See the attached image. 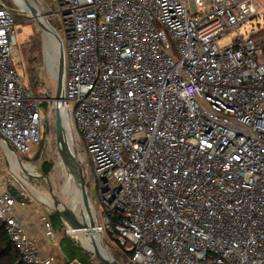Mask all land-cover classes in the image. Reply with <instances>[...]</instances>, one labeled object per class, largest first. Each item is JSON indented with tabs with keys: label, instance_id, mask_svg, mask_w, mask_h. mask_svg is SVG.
<instances>
[{
	"label": "built area",
	"instance_id": "2783aa9c",
	"mask_svg": "<svg viewBox=\"0 0 264 264\" xmlns=\"http://www.w3.org/2000/svg\"><path fill=\"white\" fill-rule=\"evenodd\" d=\"M53 2L65 54L58 103L88 197L96 183L99 231L114 232L131 264H264V27L218 44L258 15L257 2ZM16 27L0 0V133L31 157L45 97L14 64ZM21 194L0 193V222L27 264H54L16 217Z\"/></svg>",
	"mask_w": 264,
	"mask_h": 264
},
{
	"label": "rangeland",
	"instance_id": "374dc122",
	"mask_svg": "<svg viewBox=\"0 0 264 264\" xmlns=\"http://www.w3.org/2000/svg\"><path fill=\"white\" fill-rule=\"evenodd\" d=\"M29 1L32 5H34V7H36L46 16L47 21L49 23L51 22L52 24H50L52 26L54 25V27H56L58 31L61 30L59 20L55 15L56 7L53 0ZM255 1L259 6L258 15L250 22H248L244 27H242V29L238 30L237 32H233L232 35H229L220 40L218 43L220 47H224L230 44L232 38L237 35L248 36L264 27V0ZM5 2L9 3V5L13 7L14 11H17L18 13L23 15V17L20 19L21 24L16 25V28L18 30L17 38L19 41V45L16 55L13 58L14 64L17 67L19 74L24 78L27 88H29V83L33 76V71L36 73L35 80L38 82L39 91L35 92V88H33L31 90V93L34 96H36V94H39L41 91V93L44 95L41 99H44L46 95L53 99L56 96L57 91L56 77L58 72V62L56 61V59L58 58V45L57 43H53V38H51L48 33L44 32L31 16L22 14L20 12V8L17 7L13 0H5ZM46 6H49V8H47ZM59 33L64 39L65 44V37L63 36V33ZM33 48L34 51L32 50ZM44 102L49 103V111L47 112L44 106L41 107L47 120V126L42 129L43 143L41 147L38 148L35 153L28 158L26 156H16L12 154V162L14 163L13 168L11 165L12 162L9 159V153L0 142V146L4 148L2 149L3 152L0 153V170L7 171L9 180L15 181V185H17L25 193H27L29 197L27 201L29 203L35 202L41 207V211L48 214V216L51 218L52 213L55 212L53 208L56 207L54 206V204L46 202L43 198L39 197L34 192L37 191L39 194L45 195L46 199H52L46 197L50 196L49 184L47 183V181L40 178L37 179L27 177L22 169L27 170L31 176L38 177L42 175L41 165L44 162H52L53 167L49 175L51 184L55 190L58 200L67 206L70 204L72 196H74V184L77 187L79 186L74 175L68 172V169L63 165L59 157L56 141L55 108L53 107V103L47 100H44ZM65 119L66 123L64 125L66 133L70 139V132L72 127L69 118L65 116ZM70 177H72V183L69 191L68 186ZM20 178H22L31 189H28ZM89 197L95 208V212L98 215L100 223L103 225L102 210L95 182L92 186L89 187ZM72 209L79 216L81 215L88 224L90 223L91 219L82 204V195L80 191L76 193V198ZM66 232L72 237L77 238L76 234H73V232L69 230L67 226ZM100 234L101 242L113 256L112 252H115L117 250L115 244L111 240H108L105 236H103L104 233H100V231H98L97 236L99 237ZM82 235L88 236V234H86L85 232H82ZM91 248L94 249V247Z\"/></svg>",
	"mask_w": 264,
	"mask_h": 264
},
{
	"label": "water",
	"instance_id": "95a60500",
	"mask_svg": "<svg viewBox=\"0 0 264 264\" xmlns=\"http://www.w3.org/2000/svg\"><path fill=\"white\" fill-rule=\"evenodd\" d=\"M15 2V0H13ZM25 4V7L27 8V11L21 10L20 12L24 15L32 16V18L36 21L37 25L46 33H48L51 38H53V43H57L58 47V58L56 61L58 62V72H57V91L56 96L52 99L48 95L45 96V100L53 103V101H56L55 106V126H56V141H57V149L59 153L60 160L62 161L63 165L68 169V172L73 174L76 182L78 183V186L81 190L82 195V204L88 213V216L90 217L91 221L88 224L83 217L78 215L75 211H72L68 208L67 205H64L62 202H60L57 198V195L55 193V190L51 184L50 178L44 175H40L38 177L31 176L27 170L22 169L24 173L27 175V177L30 178H40L49 184V193L50 198L53 200V204L56 208H53V210L59 215L63 223L68 227L69 230L73 232H85L86 234L90 235V237L93 239V251H88L86 248L82 246V248L87 251L88 253H91L97 260H99L103 264H120L118 261L114 259V257L111 255V253L108 251V249L104 246L100 248L98 244L95 242V239L97 237L100 223L96 219L92 208L90 204V199L88 197L87 193V183L85 179V174L83 171V168L78 161V158L76 155L72 152L71 148L67 144L66 141V133H65V127L64 122L61 114V108L62 105L58 103L64 87V75H65V54H64V47L62 40L54 27L47 21L46 16L39 11L34 5L31 4L29 0H22ZM16 4V3H15ZM42 16L45 23H43L39 17ZM0 142L6 148L8 153H12L17 156L14 148L10 144V142L0 133ZM9 192L12 193L18 200L22 199V194L19 193L18 190L11 188L9 189ZM64 207V210L58 209ZM99 239H101V234L99 236ZM101 241V240H100Z\"/></svg>",
	"mask_w": 264,
	"mask_h": 264
},
{
	"label": "trees",
	"instance_id": "16d2710c",
	"mask_svg": "<svg viewBox=\"0 0 264 264\" xmlns=\"http://www.w3.org/2000/svg\"><path fill=\"white\" fill-rule=\"evenodd\" d=\"M6 4L13 12L15 24L16 25L21 24L20 19L23 17V15H21L17 11H14L13 7H11L9 3ZM262 34H264V31L260 35ZM32 50L34 51V48ZM35 76L36 73L33 71V76L29 83V90L31 91L33 88H35V92H38L39 85L38 82L35 80ZM43 96L44 95L40 91V93L36 94L35 97L43 98ZM42 106L46 108L47 112L49 111L48 102H42L41 107ZM52 167H53L52 162H44L41 165L42 175L49 177ZM50 219H51L50 223L52 225L53 230L56 232V235L60 237L59 246L64 255L65 264H73V263L103 264L99 260H97L91 253L85 251L75 238L67 234L66 225L63 223V221L56 212L52 213ZM103 236H105L108 240H111L117 248L115 252H112L114 259L118 261L120 264H131L130 253L125 252L122 249L119 242L114 238V232L105 231ZM0 264H27L22 258V256L19 254V252L15 249L12 242L9 240L5 231V227L1 222H0Z\"/></svg>",
	"mask_w": 264,
	"mask_h": 264
},
{
	"label": "crops",
	"instance_id": "0c3cea01",
	"mask_svg": "<svg viewBox=\"0 0 264 264\" xmlns=\"http://www.w3.org/2000/svg\"><path fill=\"white\" fill-rule=\"evenodd\" d=\"M0 148L1 153L4 148L2 146H0ZM12 159L10 160L11 162ZM11 165L14 168L13 162ZM0 172V193L11 188L18 190L19 193L24 192L20 187L15 185V181L9 180L7 171L0 170ZM26 203L25 207L20 205L16 207L17 219L25 227L28 236L37 240L39 251L42 256L52 259L54 264H65L64 255L59 246L60 237L57 236L56 239L53 240L46 235L45 222H51L50 217L45 212L41 211V207L35 202L29 203L26 201ZM53 232L56 234L54 230Z\"/></svg>",
	"mask_w": 264,
	"mask_h": 264
},
{
	"label": "bare ground",
	"instance_id": "6f19581e",
	"mask_svg": "<svg viewBox=\"0 0 264 264\" xmlns=\"http://www.w3.org/2000/svg\"><path fill=\"white\" fill-rule=\"evenodd\" d=\"M15 3H16V5H17V7L18 8H20L21 10H25V11H27V8L25 7V4L23 3V1L22 0H15ZM27 12H29V11H27ZM30 15V14H29ZM32 17V16H31ZM39 19L43 22V23H45V21L43 20V18H42V16H40L39 17ZM61 114H62V118H63V122H64V124L66 123V119H65V116L67 117V113H66V109L64 108V107H62L61 108ZM68 123V122H67ZM64 127H65V125H64ZM68 128V127H67ZM65 133H66V129H65ZM72 135H73V132H72V128H71V132H70V139H69V137H68V135H67V133H66V141H67V144L69 145V147L71 148V150H72V152H73V141H72ZM9 159L11 160L12 159V153H9ZM20 179H22V178H20ZM72 177H70V180H69V191H70V186H71V183H72ZM22 182L24 183V185L28 188V189H31L27 184H26V182L22 179ZM74 187H75V189H73V192H74V196H72V200H71V202H70V204L68 205V208L69 209H71L72 211H74L73 209H72V206L74 205V201H75V198H76V193L77 192H81V190H80V188L79 187H77L75 184H74ZM68 189V188H67ZM35 193H36V195H38L39 197H41V198H43L46 202H48V203H51V204H53V200L52 199H46L45 198V195H41V194H39L37 191H34ZM47 198H50V196H46ZM61 210H64V207H62V208H60ZM73 232V231H72ZM101 233V232H100ZM73 234H76V237L77 238H75V237H73V238H75L77 241H78V243L81 245V246H83L84 248H86L88 251H93L94 249H92L91 247H93L92 246V243H93V239L90 237V235H88V236H86V235H82V232H73ZM95 242L98 244V246L100 247V248H102L103 247V245H102V243H101V241H100V239H99V237L97 236L96 237V239H95Z\"/></svg>",
	"mask_w": 264,
	"mask_h": 264
}]
</instances>
